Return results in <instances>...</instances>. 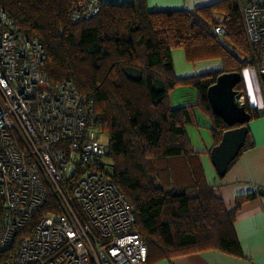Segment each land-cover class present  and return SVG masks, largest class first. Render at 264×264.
Wrapping results in <instances>:
<instances>
[{
  "label": "trees",
  "instance_id": "16d2710c",
  "mask_svg": "<svg viewBox=\"0 0 264 264\" xmlns=\"http://www.w3.org/2000/svg\"><path fill=\"white\" fill-rule=\"evenodd\" d=\"M97 1V14L77 20L71 18L76 0H0V5L22 32L41 38L43 69L51 81L68 79L80 95L93 97L100 129L108 134L109 175L132 205V230L147 249L166 258L206 250L240 255L235 212L255 193L237 195L228 210L206 182L200 154L190 148L184 130L188 108H172L169 101L173 88L193 86L198 108L212 119L215 144L238 126L216 116L207 99L219 74L242 76L250 54L238 0L191 10H149L146 0ZM217 24L224 26V36L214 32ZM175 48L190 61L220 58L222 67L177 77ZM235 88L243 93V79ZM243 105L251 118L258 116L247 101ZM248 146L245 142L237 157ZM13 253L14 247L0 252V264Z\"/></svg>",
  "mask_w": 264,
  "mask_h": 264
},
{
  "label": "built area",
  "instance_id": "2783aa9c",
  "mask_svg": "<svg viewBox=\"0 0 264 264\" xmlns=\"http://www.w3.org/2000/svg\"><path fill=\"white\" fill-rule=\"evenodd\" d=\"M98 11L97 0H76L71 18ZM239 14L250 49L244 68L264 94V0H244ZM44 60L41 38L0 5V252L14 247L2 264H147L133 207L106 167L93 97L68 79L51 81ZM256 111L264 116V104Z\"/></svg>",
  "mask_w": 264,
  "mask_h": 264
},
{
  "label": "crops",
  "instance_id": "0c3cea01",
  "mask_svg": "<svg viewBox=\"0 0 264 264\" xmlns=\"http://www.w3.org/2000/svg\"><path fill=\"white\" fill-rule=\"evenodd\" d=\"M126 2L129 0H101ZM149 10H191L210 5L219 0H146ZM222 18L216 14V20ZM174 72L177 77L195 75L222 67L220 58L190 61L181 48L172 50ZM244 101L258 109L264 104V94L256 73L243 70ZM172 108H188V122L184 126L190 148L198 152L206 182L211 185L229 211L237 195L253 192L255 196L243 202L235 212L233 230L240 255L217 250H206L171 258L163 257L155 248L148 250L147 264H264V196L258 194L264 188V116L258 115L247 123L248 133L245 148L227 172L219 176L210 159V150L215 145L212 135L213 122L210 116L197 106V93L191 85H179L169 93Z\"/></svg>",
  "mask_w": 264,
  "mask_h": 264
},
{
  "label": "water",
  "instance_id": "95a60500",
  "mask_svg": "<svg viewBox=\"0 0 264 264\" xmlns=\"http://www.w3.org/2000/svg\"><path fill=\"white\" fill-rule=\"evenodd\" d=\"M264 87V73L261 74ZM242 76L238 72H223L207 89V99L212 112L229 126L238 125L226 130L219 141L210 150V159L219 176L225 175L230 163L244 147L248 133L247 123L251 114L239 103L242 91L236 89ZM264 196V188L258 189Z\"/></svg>",
  "mask_w": 264,
  "mask_h": 264
},
{
  "label": "rangeland",
  "instance_id": "374dc122",
  "mask_svg": "<svg viewBox=\"0 0 264 264\" xmlns=\"http://www.w3.org/2000/svg\"><path fill=\"white\" fill-rule=\"evenodd\" d=\"M247 69V68H246ZM244 92H246L245 91V89L243 90ZM102 140L106 143V145L108 146V134L107 133H103V136H102ZM105 162H106V164H107V168L108 169H110L111 168V164H112V162L110 161V159L108 158V157H106L105 158Z\"/></svg>",
  "mask_w": 264,
  "mask_h": 264
},
{
  "label": "bare ground",
  "instance_id": "6f19581e",
  "mask_svg": "<svg viewBox=\"0 0 264 264\" xmlns=\"http://www.w3.org/2000/svg\"><path fill=\"white\" fill-rule=\"evenodd\" d=\"M242 2H244V0H238V3H239V6H240V3H242ZM222 19V18H221ZM220 19V20H221ZM218 25V24H217ZM220 25H222V24H220ZM111 161V160H110Z\"/></svg>",
  "mask_w": 264,
  "mask_h": 264
},
{
  "label": "clouds",
  "instance_id": "9594fccd",
  "mask_svg": "<svg viewBox=\"0 0 264 264\" xmlns=\"http://www.w3.org/2000/svg\"><path fill=\"white\" fill-rule=\"evenodd\" d=\"M242 95H243V93H242ZM244 96V95H243Z\"/></svg>",
  "mask_w": 264,
  "mask_h": 264
}]
</instances>
